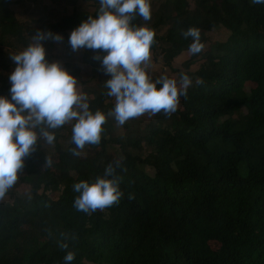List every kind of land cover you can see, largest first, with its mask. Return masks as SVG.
<instances>
[{
	"label": "trees",
	"instance_id": "trees-1",
	"mask_svg": "<svg viewBox=\"0 0 264 264\" xmlns=\"http://www.w3.org/2000/svg\"><path fill=\"white\" fill-rule=\"evenodd\" d=\"M93 1V11L75 9L49 25L43 18L28 25L16 17L12 0H0V68H14L12 51L4 46L25 48L37 29L67 35L95 16L99 3ZM166 2L167 14H157L153 22L134 21L154 29L150 52L165 42L166 64L188 49L191 38L183 32L189 27L199 29L201 41L218 24L229 34L199 52L203 62L188 74L192 83L170 118L158 112L126 125L122 136L101 134L98 144L85 145L92 149L88 155L70 151L71 130L67 146L51 130L59 171L46 164L42 140L24 157L19 182L30 193L0 199V264H65L67 251L75 253L70 264H264V5ZM164 21L170 27L160 36ZM83 51L85 57L92 53ZM196 59L193 54L185 65ZM77 79L83 86L86 80ZM4 81L0 73V94L9 95ZM106 92L104 86L88 98L90 110L109 112ZM113 143L121 149L116 161L109 151ZM117 162L120 200L77 211L74 183L91 182ZM65 242L68 247L61 249Z\"/></svg>",
	"mask_w": 264,
	"mask_h": 264
},
{
	"label": "clouds",
	"instance_id": "clouds-1",
	"mask_svg": "<svg viewBox=\"0 0 264 264\" xmlns=\"http://www.w3.org/2000/svg\"><path fill=\"white\" fill-rule=\"evenodd\" d=\"M95 16L89 15L76 25L68 35L73 51L92 50V59L107 75L106 95L114 97V106L107 114L90 110L88 97L78 87L77 77L58 60L46 58L44 41H62L60 33L51 30L34 31L31 42L16 54L9 55L14 65L8 74L9 95L0 94V198L17 180L28 156L42 140L51 144L55 133L69 121L73 155L86 144H98L106 115L123 125L129 118L144 113L163 112L170 115L186 95L192 81L181 72L179 78L160 75L153 79L148 73L150 48L154 43V29L147 24L134 23L137 17L148 21L151 17V0H98ZM251 4L264 5V0H249ZM190 37L189 54L203 48L197 27L183 32ZM98 50V51H97ZM197 80L196 84H201ZM49 161L46 159V164ZM115 166L108 164L101 176L93 181L74 183L73 199L77 211L88 213L104 209L118 202L122 196ZM65 249L68 244L60 243ZM75 258L73 251L63 256L65 264Z\"/></svg>",
	"mask_w": 264,
	"mask_h": 264
},
{
	"label": "rangeland",
	"instance_id": "rangeland-1",
	"mask_svg": "<svg viewBox=\"0 0 264 264\" xmlns=\"http://www.w3.org/2000/svg\"><path fill=\"white\" fill-rule=\"evenodd\" d=\"M191 6L197 5L198 0H188ZM41 6H43L42 13L46 16L44 21L45 25H49L52 21H54L57 17L65 15L67 13L72 12L73 10L77 9L79 11H93L94 10V1L93 0H40ZM42 3H45L44 5ZM40 4V3H39ZM39 8V7H38ZM170 6L166 2V0H151L150 3V11L151 17L146 22H153L156 18L157 14H167L170 11ZM34 13V12H33ZM38 17V16H37ZM36 17V18H37ZM39 20V19H38ZM170 27V22L164 21L162 26L160 27L159 34L160 36H165L167 33L168 28ZM68 32L67 35L61 34L63 39L60 42H55L51 40H46L45 42H53V45L49 47L52 52L53 60H58L62 66L68 69L71 73H73L77 78L79 77L81 80H86L83 83V86L78 85L80 90L86 94V96H94L95 93L98 92L99 88L104 87V80L107 78V75L103 73L99 69V64L97 61L93 60V51L90 53L89 57H85L83 49H78L73 51L68 44ZM229 34V31L218 24L212 30L207 33V39L202 41L204 44V48H208L212 42L215 41H224ZM165 42L161 41L159 47L156 51L151 52V58L149 62V67L147 69L148 73L151 75L153 79L160 75H166L169 77H176L179 78V74L184 72L185 74L194 73L199 66L202 64L203 59L200 58V53H197V59L195 63L191 66H186L185 62L191 59L193 54H189L188 49L184 50L179 56H177L174 61L172 62L171 66L166 64L163 60L162 55V47L165 46ZM45 48L47 46L44 44ZM7 83V82H6ZM102 84V85H101ZM250 86H246V89L249 90ZM107 104L111 107L114 106L115 99L114 97H108L106 100ZM162 112V111H161ZM243 112L239 115H243ZM163 113V112H162ZM164 114V113H163ZM154 114L151 113H144L138 117L129 118L123 125H119L116 123L112 116L106 115V120L102 125V132L101 134H105L107 136H122L125 133V126L126 125H137L140 123L141 119H146L152 117ZM165 115V114H164ZM167 118H170V115H165ZM72 123L74 121L66 122L65 124L61 125L59 128L54 129L59 133V141L62 145L67 146L68 144V132L71 130ZM44 146L48 151V163H50V168L59 171V164L57 159V153H53V143L47 144L44 142ZM81 154L88 155L92 152V149L87 148L84 146L82 149L79 150ZM109 151L113 159L117 160V154L120 153L121 149L120 146L116 143H113L109 147ZM46 165H43L45 167ZM147 171L150 174H154V169L152 167L147 166ZM74 174L73 172H71ZM21 174L18 172V177L14 185L8 189L5 193L3 198L0 199H10L11 201L14 200L16 195H25L28 196L30 193L29 186L27 184H21L19 182V175ZM52 197H57L58 192L52 193ZM215 247V244H213Z\"/></svg>",
	"mask_w": 264,
	"mask_h": 264
},
{
	"label": "crops",
	"instance_id": "crops-1",
	"mask_svg": "<svg viewBox=\"0 0 264 264\" xmlns=\"http://www.w3.org/2000/svg\"><path fill=\"white\" fill-rule=\"evenodd\" d=\"M39 1L40 0H12L11 9L14 11L16 17L20 21L28 23V25H35L37 23L38 19L43 18L42 19L43 21L48 19V18H46L44 13H42L43 6H41V2H39ZM42 4L44 5L45 3H42ZM43 43L47 46V48H45L46 49V55L52 56V52L49 49V47L53 45V42H51V43L49 42L48 43V42L44 41ZM8 48L9 47L4 46L3 50L6 51V52L7 51H10V52L12 51V54H16L17 52H19V51L24 49V47H19V49H16V50L13 51V50H11V48H9L10 50H8ZM51 60H53L52 57H51ZM12 70H13V68H11L9 71H3L0 68V73L2 74V78L5 79V81L2 84L10 85L9 81H8V74ZM87 97L88 98H92L94 96H87Z\"/></svg>",
	"mask_w": 264,
	"mask_h": 264
}]
</instances>
